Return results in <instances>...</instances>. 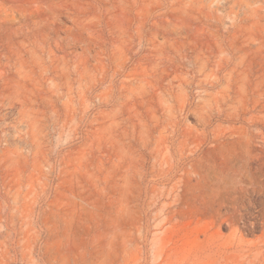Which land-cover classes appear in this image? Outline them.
Returning <instances> with one entry per match:
<instances>
[{"label": "rangeland", "instance_id": "rangeland-1", "mask_svg": "<svg viewBox=\"0 0 264 264\" xmlns=\"http://www.w3.org/2000/svg\"><path fill=\"white\" fill-rule=\"evenodd\" d=\"M0 264H264V0H0Z\"/></svg>", "mask_w": 264, "mask_h": 264}]
</instances>
